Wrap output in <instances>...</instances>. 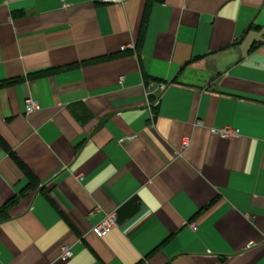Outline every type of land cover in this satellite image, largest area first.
Segmentation results:
<instances>
[{
	"label": "crops",
	"instance_id": "1",
	"mask_svg": "<svg viewBox=\"0 0 264 264\" xmlns=\"http://www.w3.org/2000/svg\"><path fill=\"white\" fill-rule=\"evenodd\" d=\"M0 264H264V0H0Z\"/></svg>",
	"mask_w": 264,
	"mask_h": 264
},
{
	"label": "built area",
	"instance_id": "2",
	"mask_svg": "<svg viewBox=\"0 0 264 264\" xmlns=\"http://www.w3.org/2000/svg\"><path fill=\"white\" fill-rule=\"evenodd\" d=\"M112 2L115 3H121L123 0H111ZM133 49L134 45L133 44H128V45H123L120 47L121 51H124L126 49ZM40 105L33 99L28 98L24 102V110L25 113H31L34 111L40 110ZM197 125L201 126L203 125L202 121H198L196 123ZM210 132L216 135H219L220 137L223 138H229L232 136H237L239 135V130L234 129V128H221V129H214L211 128ZM134 136H124L118 140L119 143L124 144L126 141L132 140ZM81 178V177H79ZM117 225V217L115 212H109L106 213L97 223H95L90 231L93 233L96 237L102 238L105 235H107L115 226ZM192 230H196L197 226L195 224H191ZM72 256V250L69 245H66L63 247L62 253L59 256V259L61 261H66Z\"/></svg>",
	"mask_w": 264,
	"mask_h": 264
},
{
	"label": "trees",
	"instance_id": "3",
	"mask_svg": "<svg viewBox=\"0 0 264 264\" xmlns=\"http://www.w3.org/2000/svg\"><path fill=\"white\" fill-rule=\"evenodd\" d=\"M12 156L14 157L15 162L17 163V165L23 170L25 171L26 176L28 177L30 183H33L34 178L33 175H31V173L25 168V165L12 153Z\"/></svg>",
	"mask_w": 264,
	"mask_h": 264
}]
</instances>
